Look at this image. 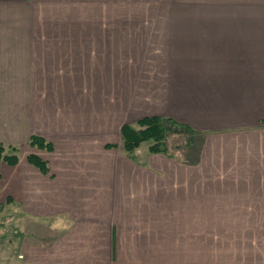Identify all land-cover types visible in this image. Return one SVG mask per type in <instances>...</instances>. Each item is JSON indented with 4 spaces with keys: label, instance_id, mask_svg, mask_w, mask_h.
Segmentation results:
<instances>
[{
    "label": "crops",
    "instance_id": "crops-1",
    "mask_svg": "<svg viewBox=\"0 0 264 264\" xmlns=\"http://www.w3.org/2000/svg\"><path fill=\"white\" fill-rule=\"evenodd\" d=\"M153 115L179 139L125 153ZM0 145L35 264H264V0H0Z\"/></svg>",
    "mask_w": 264,
    "mask_h": 264
},
{
    "label": "rangeland",
    "instance_id": "rangeland-1",
    "mask_svg": "<svg viewBox=\"0 0 264 264\" xmlns=\"http://www.w3.org/2000/svg\"><path fill=\"white\" fill-rule=\"evenodd\" d=\"M31 85L29 88L37 89L39 94V84ZM166 126L167 139L178 140L179 127L175 124ZM149 145L150 141L142 142L135 152L136 156L147 157ZM20 147L17 154L22 150ZM2 181L3 178L0 183ZM5 195L0 185V264H35L39 260V209L25 210L18 200H6Z\"/></svg>",
    "mask_w": 264,
    "mask_h": 264
},
{
    "label": "trees",
    "instance_id": "trees-1",
    "mask_svg": "<svg viewBox=\"0 0 264 264\" xmlns=\"http://www.w3.org/2000/svg\"><path fill=\"white\" fill-rule=\"evenodd\" d=\"M171 119L160 116H144L134 124L124 123L120 128V142L127 154H132L142 142L150 141L149 152L167 153V126L174 125ZM28 145L38 149H51V144L42 137L33 134L30 136ZM113 146V145H109ZM17 146L5 147L0 145V164L15 165L18 162ZM29 163L41 171H46V162L38 154L30 152L27 155ZM1 177V172H0Z\"/></svg>",
    "mask_w": 264,
    "mask_h": 264
}]
</instances>
